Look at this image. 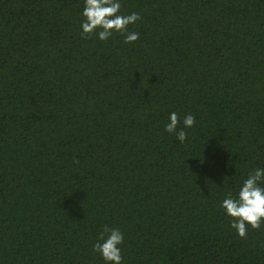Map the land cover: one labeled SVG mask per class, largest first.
Segmentation results:
<instances>
[{
	"label": "trees",
	"instance_id": "16d2710c",
	"mask_svg": "<svg viewBox=\"0 0 264 264\" xmlns=\"http://www.w3.org/2000/svg\"><path fill=\"white\" fill-rule=\"evenodd\" d=\"M82 7L0 0V264H104L105 226L123 264H264L219 206L264 166V0H121L130 44Z\"/></svg>",
	"mask_w": 264,
	"mask_h": 264
},
{
	"label": "clouds",
	"instance_id": "9594fccd",
	"mask_svg": "<svg viewBox=\"0 0 264 264\" xmlns=\"http://www.w3.org/2000/svg\"><path fill=\"white\" fill-rule=\"evenodd\" d=\"M81 34L95 33L101 41L109 39L113 33H126L124 42L133 43L139 39L136 32L128 31V26L135 24L140 15L137 12L123 14L121 0H82ZM196 123L192 114L184 115L182 121L176 112H170L164 131L175 136L183 144ZM178 125H182L179 126ZM220 208L230 218V228L241 238L245 237L248 228L258 229L264 222V166L256 167L247 173L235 190V195H227ZM124 234L119 228L105 226L99 233L92 250L99 254L104 264H123L121 245Z\"/></svg>",
	"mask_w": 264,
	"mask_h": 264
}]
</instances>
